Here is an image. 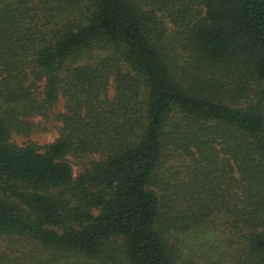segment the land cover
Wrapping results in <instances>:
<instances>
[{"label":"trees","instance_id":"trees-1","mask_svg":"<svg viewBox=\"0 0 264 264\" xmlns=\"http://www.w3.org/2000/svg\"><path fill=\"white\" fill-rule=\"evenodd\" d=\"M188 233L264 264V0H0V264H198Z\"/></svg>","mask_w":264,"mask_h":264},{"label":"rangeland","instance_id":"rangeland-1","mask_svg":"<svg viewBox=\"0 0 264 264\" xmlns=\"http://www.w3.org/2000/svg\"><path fill=\"white\" fill-rule=\"evenodd\" d=\"M171 11H168L167 8L158 9L156 12L157 20L158 22H161L162 25L165 27L166 31L165 34H173L174 30L177 28V24L172 18ZM178 29V28H177ZM85 57H90V55H87ZM61 109V106L58 105V107L55 108V112ZM30 121L34 123L35 129L34 131L28 135H18L15 134L13 136V140L16 143H23L24 141L31 140L32 142L36 143L39 146H44L46 144L51 143L58 135V129L57 125L58 123L54 120H46L42 117H33L30 118ZM71 161V165L73 168L74 175L78 174L81 168V160L82 159H76L73 157H69ZM199 233H193L191 235L190 233L184 234L187 236L185 244H189V242L192 240L194 243H197V245H194V254H191V252L187 251V249L184 250V254L189 256H192L193 259L198 264H209L210 258L217 256V249H221V238L222 236H218L215 233L211 234H203L201 233L200 236H198ZM222 246H224L222 244ZM203 253V254H201Z\"/></svg>","mask_w":264,"mask_h":264}]
</instances>
